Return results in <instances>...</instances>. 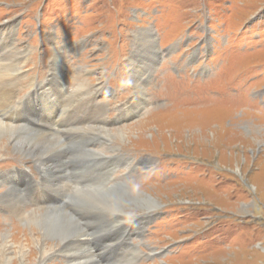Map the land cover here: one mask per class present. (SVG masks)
Returning a JSON list of instances; mask_svg holds the SVG:
<instances>
[{"label": "rangeland", "instance_id": "obj_1", "mask_svg": "<svg viewBox=\"0 0 264 264\" xmlns=\"http://www.w3.org/2000/svg\"><path fill=\"white\" fill-rule=\"evenodd\" d=\"M0 51V74L9 80L0 97L13 81L0 123L21 138H57L62 147L49 153L51 163L66 167L71 187L125 182L159 204L125 209L138 216L128 220L126 238L136 247L121 239L127 221L107 231L91 213L62 205L98 264H264V0H0ZM141 59L139 81L132 75ZM60 73L66 93L82 84L87 91L78 90L73 114H60L58 129L52 102L65 91L37 93ZM126 126L124 138L110 135ZM8 136L0 139V176L18 179L28 215L44 212L29 193L47 183L38 160L45 153L23 154ZM11 188L0 179V196ZM50 194L51 204L67 201ZM2 207L0 264H21L18 244L33 228L26 215ZM97 211L102 219L112 214ZM7 232L15 244L3 252ZM50 242L53 251L40 264H71L67 248ZM24 243L26 264H38L39 247Z\"/></svg>", "mask_w": 264, "mask_h": 264}, {"label": "bare ground", "instance_id": "obj_2", "mask_svg": "<svg viewBox=\"0 0 264 264\" xmlns=\"http://www.w3.org/2000/svg\"><path fill=\"white\" fill-rule=\"evenodd\" d=\"M152 34L154 35L153 32H152ZM59 57H60V54L57 53L55 59L57 61L61 60ZM55 59H54V61H55ZM135 63H136V65L134 67V72H133L132 77H137L139 79V81H141L140 80L142 77L141 74H143V69L145 68V66H144L145 63H144L143 59H141L139 61L136 60ZM10 65H11V63H10ZM4 75L5 74H0V93H1V88L3 87L4 83H6V81L8 80V79L6 80L5 77H3ZM18 75L19 74H17L16 76H18ZM14 76H15V74H14ZM16 76H15V78H16ZM57 76H58V78H56V79H58L57 83L53 84V86H51L49 88L45 87L43 90L38 92L37 95L40 93H43L45 91H48L49 89L54 90L55 93H56V91H60L61 88L65 91L67 89L66 88V86H67L66 81H68L66 79L67 76L65 75V73H60ZM7 78H9V77H7ZM12 79H14V77H12ZM10 81H12V80L10 79ZM14 81H16V79ZM53 81H54V79H53ZM8 82H9V80H8ZM12 82L9 83L8 88L6 90L2 91L3 93L1 94V97H0V107H3V105L9 104V99L13 95ZM57 87H60V88L58 89ZM138 88L136 87V89H138ZM76 89L77 90H74L73 92H71L69 94L65 92L64 99H62V100L60 99L61 98L60 96L54 97L55 99L53 100L52 105L55 106L56 109H54L53 112H55V113L58 112V115L57 116L54 115L51 118L50 122L52 123V125H55L58 129L63 126V125H58L60 122V118L63 119V117H60V114L63 116H69V117L71 114H73L74 105H75L77 99L80 97L79 95L81 94V93L79 94L78 90L87 91V87H84V84L77 86ZM142 89H143V87L140 85V88L137 90L135 96H138L139 92ZM84 91H81V92L83 93ZM97 91H101V88H99ZM135 96L133 98H134L136 103H144L143 100H140L138 97H135ZM82 100H86V102L88 104L90 102V98L87 96L82 98ZM65 101H66V103H64ZM10 115H13V114H10ZM2 116H4V115H2ZM75 116H77V115H75ZM9 118L11 119L12 116H9ZM40 121H42V120H40ZM5 124L0 123V139L5 137V135L8 134L9 136H11V138H13L14 141H16V144L14 145L15 148L18 151L22 152L23 154H30V152H32L33 155H35L37 153H40V154L45 153L43 158L38 157V160L44 166V169L42 170V172H43L42 178H44V176L47 174V176H46V177H48V178H46L47 183L45 185L38 184V183L32 181L30 177H28L27 182H26V183H29L31 185H36V184L39 185L38 187L33 188L30 191L29 195H32V198L30 199L32 201V203L42 204L40 206H41V208H45V209H43L44 212H37L36 211L33 214L28 215L29 214L28 210L23 208L24 206L22 205L23 200L21 199L20 190L18 188H16L17 184H14L12 181V180L17 181L18 179H15V177H11L8 174L6 177L0 176V179L2 181H6L9 184V186L13 188V191H10V193L6 192L0 196V203L4 204V207H2V208H5L6 211L11 212L12 214L20 217L21 219L23 216L26 215L28 217V219H27L28 220V223H27L28 229L31 230L33 228L32 229L33 232L34 233L37 232L36 233L37 236H35V234L31 231L28 232L29 236H27L28 239H25V241L26 240L30 241V243L33 242L36 247L37 246L39 247V250L37 248V250H38L37 253L39 254V260H37V261H39L38 264H40L41 258H45V255H47L53 251L52 246H50L49 248L45 247L46 240H50L54 244L58 242L60 245L56 246V248H59V250L64 251L67 248V253H68L67 258H68V261L71 262V264H98L97 261L94 259L92 251L89 249L90 247H88V246H90L89 241L86 239L85 240L84 239H77L78 235L81 236V238H84L86 236H84L85 234H84V231L82 230V228L80 227V224L74 219V217L71 214H69L67 211L64 210V207L62 205L67 204V202L68 203L70 202L69 205L73 210H80V211H84L87 213H91V215H90L91 218H98L99 222H97V224L98 225L103 224L104 227L108 226L107 231H109L113 227H117L118 225H116L115 223L127 221L126 223L122 224L123 229H126V231H125L126 234H125V237L123 238V240H124V242H128V244H129L128 246H130V247L132 246L130 244L129 240L126 239V238L131 237V233L129 232V228L131 227V224H128V220L134 219V221H136V220H138V218H136V216L130 214V212H126L125 209H129V206H135V207L140 208L141 210H152L153 208H155L159 204L155 199H153L151 197V195L148 194L149 196L146 195V197H144L141 195L132 194L135 191L132 190V188H130L127 185V183L119 182V181L112 183L111 186H109V187H106V186H103V187L102 186H99V187L92 186L91 187V184L90 185L88 184V187L86 186L83 190L81 189V187H77V188L71 187L68 183V178H67L68 177V171H67L66 167L65 166L62 167V165L59 163L58 164L51 163L52 155L49 153L50 152L55 153L56 150H58L60 147H62L61 146L62 144H60L58 142L57 138L51 137L50 135H47V136L43 135V136H46V138L44 140H42L41 139L42 137L40 138L39 133H36V134L34 133V134L30 135L29 136V137H31L30 139L26 138V137H25L26 139L21 138V137L17 136V134L15 132L16 130L13 127L7 126ZM122 129H119L116 133L111 132L110 135L115 136V137L119 136V138H124L127 131L130 129L127 126L124 127L123 130ZM26 131H27V134L31 133V129L26 130ZM98 136L101 138V135H98ZM106 138H108V137H106ZM59 140H60V138H59ZM78 147H79V145H78ZM113 148L114 147H112V146L110 147L111 150H113ZM54 153H53V155H56ZM88 153H93V154H96V155H99L102 157V156H104L105 152L103 150H98V149L92 148V149H88ZM80 154H82V153H80ZM24 182H25V180H24ZM92 185H94V184H92ZM97 185H98V183H97ZM28 186H30V185H28ZM50 193H53V195H55V194L62 195L63 197L67 198V201L61 202L60 200L57 199L59 203L60 202L62 203L61 206L59 204H55V203L51 204L55 198H53V196ZM139 194H141V193H139ZM43 205H45V206L43 207ZM88 208H93L94 212L92 213ZM97 210H103L102 212H104V213H107V211L111 210L112 214H111V216H105V218L102 219L101 217H97V216H99V215H96V213H98ZM119 218H121L122 220H119ZM23 220H25V218ZM109 223L111 224V227H109ZM119 226H121V225H119ZM10 233L11 232H7V233L2 234L3 241H4L3 243L5 244L3 252H5V251L9 252L7 250V248L13 247L14 246L13 244H15L12 241V239L8 238ZM94 239H95V237H94ZM111 240H113V242ZM25 241H21L18 244L19 248L21 249L20 250V259H19L21 264H26V253H27L28 249H27V245L24 243ZM103 241H104L103 245H105L104 248H108V247H112V245H113L112 243H114L115 238L114 237L106 238ZM52 242H50V243H52ZM7 243H11V245L8 246ZM104 254H105V251L101 252V254H99V255L105 256ZM14 257H15V255H13V258ZM70 257H72V258H70ZM13 258H10V260H12Z\"/></svg>", "mask_w": 264, "mask_h": 264}]
</instances>
